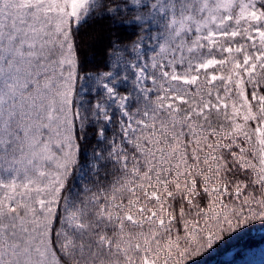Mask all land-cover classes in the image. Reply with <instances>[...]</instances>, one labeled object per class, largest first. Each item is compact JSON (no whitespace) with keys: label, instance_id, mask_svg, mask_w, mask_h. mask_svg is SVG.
<instances>
[{"label":"snow or ice","instance_id":"obj_1","mask_svg":"<svg viewBox=\"0 0 264 264\" xmlns=\"http://www.w3.org/2000/svg\"><path fill=\"white\" fill-rule=\"evenodd\" d=\"M264 226V0H0V264H197Z\"/></svg>","mask_w":264,"mask_h":264},{"label":"trees","instance_id":"obj_2","mask_svg":"<svg viewBox=\"0 0 264 264\" xmlns=\"http://www.w3.org/2000/svg\"><path fill=\"white\" fill-rule=\"evenodd\" d=\"M197 264H264V226H252L245 234L227 239L198 257Z\"/></svg>","mask_w":264,"mask_h":264}]
</instances>
